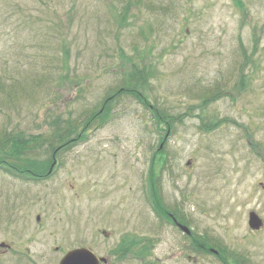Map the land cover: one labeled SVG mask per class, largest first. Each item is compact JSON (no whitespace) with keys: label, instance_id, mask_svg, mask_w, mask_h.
I'll return each instance as SVG.
<instances>
[{"label":"rangeland","instance_id":"374dc122","mask_svg":"<svg viewBox=\"0 0 264 264\" xmlns=\"http://www.w3.org/2000/svg\"><path fill=\"white\" fill-rule=\"evenodd\" d=\"M21 132L42 141L0 155L56 164L0 165V264H264V0H0V138Z\"/></svg>","mask_w":264,"mask_h":264},{"label":"trees","instance_id":"16d2710c","mask_svg":"<svg viewBox=\"0 0 264 264\" xmlns=\"http://www.w3.org/2000/svg\"><path fill=\"white\" fill-rule=\"evenodd\" d=\"M144 75H147V73H142L141 76H144ZM216 93L215 94H205L203 96V99L201 101V105H204L206 106L207 104H209L210 102H213L214 98L216 97ZM164 114V113H163ZM153 115V113H152ZM165 116V115H164ZM166 117V116H165ZM172 118V117H171ZM170 118V119H171ZM176 118H180V117H173V119L175 120ZM163 119V118H161ZM84 125H91L92 124V121H88L86 120V122L83 123ZM4 135L9 132H2ZM1 133V134H2ZM23 134L22 132L21 133H16L14 135H11L10 137H1L0 138V145H2L3 147H6L8 146L9 148L11 147H16V146H20L21 143H26V144H37L39 145L42 140L37 138V137H34L32 139H29V140H26L25 138L21 140ZM52 142V141H51ZM50 143V142H48ZM11 146V147H10ZM6 147V148H8ZM26 149V148H25ZM15 156L18 158V157H21L19 154H12L10 152V149L8 150V154L7 155H0V165L2 166H5L7 168V170L9 171H14L16 173H20L22 174V176H25L24 174H30L32 175V173H34L36 175L37 178H44L45 176L48 175V172L47 174L45 173V167L40 169L39 173L37 172L38 170V167L35 166V164H21L19 163V161L16 160ZM24 159V158H23ZM154 173V172H153ZM46 174V175H45ZM149 179H150V182H149V185H152L153 184V181H154V178L152 176V173H149ZM152 183V184H151ZM150 199H151V203L154 207V209L156 211H158V208H159V205H158V208L155 206L157 205V200L156 198L151 195L150 196ZM168 215H171V213H169ZM164 216L168 219V221L171 223V220L169 219V216L167 217V214L164 213ZM172 216H175L174 213L172 214ZM177 220H179L177 217H175ZM140 240L139 239H134L132 240V245H131V251H132V255L135 256V257H139V258H144V255H145V251L142 249L141 247V243L139 242ZM127 247H128V243L124 245V255L126 256L127 255ZM121 249V248H120ZM119 249V250H120ZM115 254H119V251L116 250ZM118 256V255H117Z\"/></svg>","mask_w":264,"mask_h":264},{"label":"water","instance_id":"95a60500","mask_svg":"<svg viewBox=\"0 0 264 264\" xmlns=\"http://www.w3.org/2000/svg\"><path fill=\"white\" fill-rule=\"evenodd\" d=\"M174 222L176 223L175 220ZM177 226L184 234L186 235L190 234L189 230L186 227L182 225H178V224ZM248 227L254 231H258L262 227V221L254 212H250L248 215ZM100 261L105 262L104 259L99 260L88 249L82 248V249H75L73 251L68 252L62 258L59 264H100Z\"/></svg>","mask_w":264,"mask_h":264},{"label":"flooded vegetation","instance_id":"af4514ba","mask_svg":"<svg viewBox=\"0 0 264 264\" xmlns=\"http://www.w3.org/2000/svg\"><path fill=\"white\" fill-rule=\"evenodd\" d=\"M102 234H103V235H105V236H107V235H108V234H107L105 231H103V232H102Z\"/></svg>","mask_w":264,"mask_h":264}]
</instances>
